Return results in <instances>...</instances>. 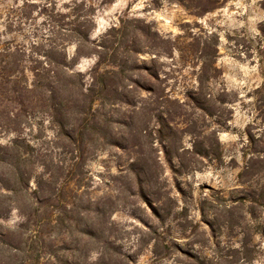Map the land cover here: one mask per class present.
Instances as JSON below:
<instances>
[{"label":"rangeland","instance_id":"rangeland-1","mask_svg":"<svg viewBox=\"0 0 264 264\" xmlns=\"http://www.w3.org/2000/svg\"><path fill=\"white\" fill-rule=\"evenodd\" d=\"M23 2L0 42L44 34L45 0L5 28ZM49 2L92 19L109 93L76 143L0 97V264H264V0ZM94 49L67 48L86 85Z\"/></svg>","mask_w":264,"mask_h":264},{"label":"trees","instance_id":"trees-1","mask_svg":"<svg viewBox=\"0 0 264 264\" xmlns=\"http://www.w3.org/2000/svg\"><path fill=\"white\" fill-rule=\"evenodd\" d=\"M33 5L24 0L21 7L9 9L4 18L5 28L10 29L12 26L20 28L24 21H30L21 12L34 7ZM55 8L56 5L49 0H45L42 5L40 11L44 21L41 30L44 34L39 35L38 28L29 26L31 27L28 32L29 40L24 38L23 44L0 42V97L7 94L2 100L11 99L16 106L13 110L18 119L14 123L13 131L23 125L20 117H24L27 110L35 109L52 117L53 123L61 131H66V124L62 119L64 115L87 116L95 103L104 102L108 97L107 76L110 72L103 71L99 74V68L104 65V61L96 54L97 51L106 48L89 42L91 29L88 25H92V19L84 18L81 22L76 17L72 20L71 18L79 13L74 4L66 7L69 11L67 14H60ZM208 9L210 8H204L201 13L207 12ZM83 45H89V49L96 48L89 54L96 55L97 63L88 74L90 79L88 85L80 73L73 71L75 64L67 55L69 46L75 47L77 55ZM114 53L115 51L110 58L113 62L116 61ZM124 63L125 61L120 60L116 66L119 69L118 74L123 71ZM67 133V139L73 143H76L75 137H79L80 141L83 137H89L85 136L84 132L76 134L73 127Z\"/></svg>","mask_w":264,"mask_h":264}]
</instances>
